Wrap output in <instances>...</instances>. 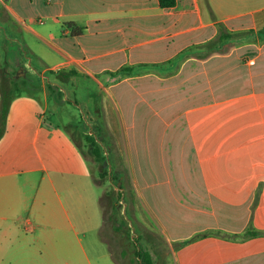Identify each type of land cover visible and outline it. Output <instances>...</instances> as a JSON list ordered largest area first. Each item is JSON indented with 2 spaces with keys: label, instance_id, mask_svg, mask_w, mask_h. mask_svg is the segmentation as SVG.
<instances>
[{
  "label": "crops",
  "instance_id": "obj_1",
  "mask_svg": "<svg viewBox=\"0 0 264 264\" xmlns=\"http://www.w3.org/2000/svg\"><path fill=\"white\" fill-rule=\"evenodd\" d=\"M18 2L37 10L41 0H0V34L18 47L12 54L21 75L29 73L22 51L23 45L30 44L19 37L20 27L52 52L41 72L44 79L46 72L55 70L93 78L98 72L113 76L123 71L118 81L113 76L108 84L101 82V87L111 92L109 85L127 84L136 90L141 85L152 93L151 87L160 86L159 97L145 100L152 115L160 117L161 133L168 135L172 148L180 150L176 165L182 167V193L178 198H184L188 190L185 167L191 163L185 150L211 151L207 159L201 157L197 162L209 164L208 176L203 175L209 210H195L214 218L200 228L219 232L178 242V263L264 264V0H177L172 7L162 6L160 0H47L45 14L36 10L23 14ZM234 31L241 35L236 46L226 40ZM221 34L223 48L217 44ZM9 54L6 49L8 61ZM8 68L13 70L10 64ZM185 70L191 71V79L182 72L169 74ZM218 74L225 75L224 85L233 78L248 81L250 89L187 112L222 102L242 101L243 105L208 112V125L192 119L178 122L180 114L171 111L184 101L178 91L192 82L198 90L202 85L211 93ZM6 78L0 67V107L3 92H8ZM115 96L114 102H122ZM158 100L160 109L154 107ZM34 102L32 96L18 99L12 94L7 129L0 140V264H94L86 242L89 227L78 224L82 200L72 195L70 186L71 180L80 183L88 176L85 166L92 159L73 132L58 140L55 129L48 128L40 141V126L31 125L36 118L41 125L43 119ZM105 109L97 106L95 111L103 115ZM221 149L225 158H212L217 156L212 150ZM40 170L44 171L41 192L32 201L24 190L22 174ZM31 181L28 176L26 183ZM182 198L178 204L186 208ZM177 225L184 226L185 217L178 214ZM174 235L184 238L189 234Z\"/></svg>",
  "mask_w": 264,
  "mask_h": 264
},
{
  "label": "rangeland",
  "instance_id": "obj_2",
  "mask_svg": "<svg viewBox=\"0 0 264 264\" xmlns=\"http://www.w3.org/2000/svg\"><path fill=\"white\" fill-rule=\"evenodd\" d=\"M16 6L23 14L36 10V7L20 2ZM46 10L47 0H41V6L35 13L45 14ZM218 27L223 28V25ZM234 32L226 40L228 44L233 42V46H236L241 43V35ZM5 36L4 34L1 38L2 45L0 43V67L6 71L8 77L5 79V86L18 99L28 96L34 98V103L44 119L41 125L40 118L31 123L35 128L40 126V141L48 128L55 129L58 140L60 136L73 132L92 159L85 166L88 176L80 183L71 180L70 186L72 195L82 200V221L78 224L80 228L89 227L86 242L90 253H93L91 255L94 257V264H102L104 261L106 264H117V261L120 264H147V251L151 253L154 264H179L176 253L179 249L178 242H190L219 232L209 227L200 228L214 218L195 210H209L207 184L204 183L203 176L208 174L209 164L197 162L201 157L207 159L211 151L185 150L186 159L191 163L185 167L189 175L185 181L188 190L184 198L177 197L182 193L179 188L182 167L176 165L180 150L172 148L167 140L168 135L161 133L160 117L152 115V108L145 100L155 95L159 97L160 86L151 87L152 93L141 85L137 86V90L127 84L117 87L109 85L111 92L101 87V82L106 85L110 78L115 77V81H118L123 77V71L113 72L114 77L109 72H98L93 78L83 73L76 75L69 74L66 70H55L46 72L44 79L41 72L47 65V56L50 57L52 54L49 56V53L52 52L40 41H34L33 36L20 27L19 37L30 44V47L23 45L22 51V59L28 63L29 73L25 75L22 72L24 75H21L17 71L18 61L12 54L18 47L11 38L7 39ZM224 42L225 38L217 40L221 48L224 47ZM6 49L10 50L9 61L6 59ZM9 64L13 70L8 68ZM178 72L184 73L186 79L192 78L191 71L187 70L169 71V74ZM225 81V75L218 74L211 93H208L206 86L201 85L198 90L192 82L186 83L182 91L177 93L178 97L184 99L181 107L171 110L180 114L178 122L192 119L208 125V112H225L243 105L242 101L222 102L210 108H197V111L187 112L189 108L233 97L250 89L248 81L240 83L229 78V83L224 85ZM115 95L122 98V102H114ZM97 106L106 107L103 115L96 113ZM154 107L160 109V100L155 102ZM222 117H226L225 113ZM89 135L99 144L101 157L93 153ZM57 147L59 148V143ZM212 151L213 156L217 155L212 158H225L224 149ZM237 153L239 151H232L233 155ZM54 167L61 168L59 165ZM43 175L42 170L22 174L25 177L22 179L25 183L24 190L32 201L35 196L40 195L39 186ZM28 176L32 178L30 183H26ZM65 196L67 198L68 195ZM181 198L186 208L178 204ZM178 214L185 217L184 226L177 225ZM193 229H196L194 233ZM180 232L189 235L176 238L174 234Z\"/></svg>",
  "mask_w": 264,
  "mask_h": 264
},
{
  "label": "trees",
  "instance_id": "obj_3",
  "mask_svg": "<svg viewBox=\"0 0 264 264\" xmlns=\"http://www.w3.org/2000/svg\"><path fill=\"white\" fill-rule=\"evenodd\" d=\"M160 3L164 7H172L176 5L177 0H160ZM221 38H224V34L220 35V39ZM11 105H12L11 92L4 91L2 95V101H1V107H0V140L4 136L6 129H7V122H8V116H9ZM88 139L90 143L93 145V153L97 157H101V149L97 141L93 139L90 135L88 136ZM248 233L249 231H246L245 234H248ZM237 236L239 235L237 234ZM137 253L138 255L140 254V252H137ZM146 262L147 264H154V259L149 251H147Z\"/></svg>",
  "mask_w": 264,
  "mask_h": 264
}]
</instances>
